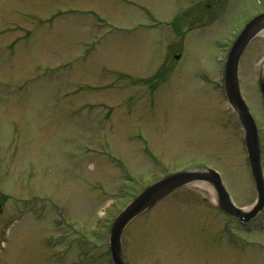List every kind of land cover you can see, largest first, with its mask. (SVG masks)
<instances>
[{
    "label": "rangeland",
    "instance_id": "obj_1",
    "mask_svg": "<svg viewBox=\"0 0 264 264\" xmlns=\"http://www.w3.org/2000/svg\"><path fill=\"white\" fill-rule=\"evenodd\" d=\"M261 12L264 0H0V264H114L117 214L178 170H217L249 207L244 130L222 77L233 40ZM263 66L259 34L238 76L264 170ZM207 185L135 217L124 262L264 264V208L240 224Z\"/></svg>",
    "mask_w": 264,
    "mask_h": 264
},
{
    "label": "water",
    "instance_id": "obj_2",
    "mask_svg": "<svg viewBox=\"0 0 264 264\" xmlns=\"http://www.w3.org/2000/svg\"><path fill=\"white\" fill-rule=\"evenodd\" d=\"M260 26H264V13L249 21L239 33L229 50L224 71L227 98L235 108L245 129L244 142L249 156L252 176L256 185V201L247 209L236 206L231 200L219 173L214 169H207L206 171L191 169L166 175L146 186L122 208L112 222L109 247L114 264H125L121 250V234L125 226L139 213L151 207L159 198L181 185L202 181L211 182L217 191L218 205L220 208L241 221L246 222L250 220L263 208L264 176L257 127L241 93L237 73L239 58L249 41L258 33L257 30ZM260 88L264 98V73L260 78Z\"/></svg>",
    "mask_w": 264,
    "mask_h": 264
},
{
    "label": "bare ground",
    "instance_id": "obj_3",
    "mask_svg": "<svg viewBox=\"0 0 264 264\" xmlns=\"http://www.w3.org/2000/svg\"><path fill=\"white\" fill-rule=\"evenodd\" d=\"M258 33H263L264 34V26H260L257 30ZM263 72H264V68H263ZM207 186H209L211 189H213V191L215 192L214 188L208 184Z\"/></svg>",
    "mask_w": 264,
    "mask_h": 264
}]
</instances>
